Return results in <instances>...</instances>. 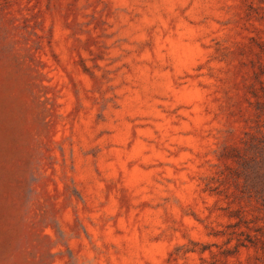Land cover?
<instances>
[{"label": "rangeland", "instance_id": "374dc122", "mask_svg": "<svg viewBox=\"0 0 264 264\" xmlns=\"http://www.w3.org/2000/svg\"><path fill=\"white\" fill-rule=\"evenodd\" d=\"M263 170L264 0H0V264H264Z\"/></svg>", "mask_w": 264, "mask_h": 264}, {"label": "trees", "instance_id": "16d2710c", "mask_svg": "<svg viewBox=\"0 0 264 264\" xmlns=\"http://www.w3.org/2000/svg\"><path fill=\"white\" fill-rule=\"evenodd\" d=\"M253 160H255V159H253ZM245 161L246 160H244V162ZM256 179H258V182H259V185H260L259 189L257 191H258V193H261V195L263 196L262 198L264 199V170L261 171V172H256ZM255 181H257V180L253 181L254 184L256 183Z\"/></svg>", "mask_w": 264, "mask_h": 264}, {"label": "clouds", "instance_id": "9594fccd", "mask_svg": "<svg viewBox=\"0 0 264 264\" xmlns=\"http://www.w3.org/2000/svg\"><path fill=\"white\" fill-rule=\"evenodd\" d=\"M193 2V0H192ZM196 3H201L202 0H195ZM181 5L184 7L189 3V0H180Z\"/></svg>", "mask_w": 264, "mask_h": 264}]
</instances>
